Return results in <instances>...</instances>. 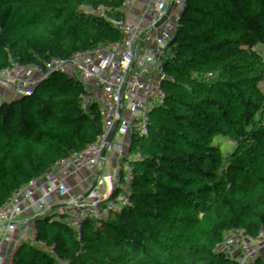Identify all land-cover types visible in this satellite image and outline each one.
Segmentation results:
<instances>
[{"label": "trees", "instance_id": "16d2710c", "mask_svg": "<svg viewBox=\"0 0 264 264\" xmlns=\"http://www.w3.org/2000/svg\"><path fill=\"white\" fill-rule=\"evenodd\" d=\"M191 1L0 0V197L76 171L64 151L129 55L148 45L147 14ZM220 39L229 51L142 121L103 264H264V180L255 177L264 166V4ZM56 138L61 148L45 143ZM208 176L227 184L236 210L224 227ZM38 225L21 206L0 212V264H56Z\"/></svg>", "mask_w": 264, "mask_h": 264}, {"label": "built area", "instance_id": "2783aa9c", "mask_svg": "<svg viewBox=\"0 0 264 264\" xmlns=\"http://www.w3.org/2000/svg\"><path fill=\"white\" fill-rule=\"evenodd\" d=\"M240 1L241 23L243 15L264 4V0ZM236 2L192 0L174 11L161 7L149 12L155 31L148 45L129 55L111 91L72 141L75 149L63 150L76 171L24 190L10 189L0 197V212L17 205L39 219L43 225L35 228L36 235L52 237L56 264H103L105 242L120 230L117 217L124 210L120 194L142 136V121L159 103L167 104L163 97L167 90L186 83L195 68L226 52L216 25ZM226 27L225 31L235 28L231 23ZM64 142L56 138L45 143L61 148Z\"/></svg>", "mask_w": 264, "mask_h": 264}, {"label": "rangeland", "instance_id": "374dc122", "mask_svg": "<svg viewBox=\"0 0 264 264\" xmlns=\"http://www.w3.org/2000/svg\"><path fill=\"white\" fill-rule=\"evenodd\" d=\"M239 1V2H238ZM240 0H237L236 3H231L230 5L233 7L231 10V14L229 15V17H226L224 15H226V13L221 14L219 21L217 22V28L219 30V34L222 35V33L225 31L226 24L227 23H231L233 24V26H239L243 23H247V18L248 16H244V21L241 23L239 21L240 19V12L238 13V11H240ZM230 5L228 6V9H230ZM227 11V10H226ZM229 11V10H228ZM149 14V13H148ZM147 14V15H148ZM240 22V23H239ZM209 46V43L206 44V47ZM226 51H229L230 47L226 46L225 47ZM194 71V70H193ZM255 177L258 183L262 182L264 180V166H260L259 168H257L255 170ZM205 181L210 184L212 187H214L215 190H217L220 195H221V203L219 206V212L216 214H213V218L216 221V223L221 226L224 227V220L225 217H234L236 216V210L232 207H230L229 204V195H228V186L226 183H224L223 181L217 180L215 179L213 176H208ZM239 241H242L239 239ZM242 243H244V245H246L247 247H249L251 249V251L255 254H259L256 251H254L251 246L247 243H245L244 241H242Z\"/></svg>", "mask_w": 264, "mask_h": 264}, {"label": "crops", "instance_id": "0c3cea01", "mask_svg": "<svg viewBox=\"0 0 264 264\" xmlns=\"http://www.w3.org/2000/svg\"><path fill=\"white\" fill-rule=\"evenodd\" d=\"M232 8H233V7L230 5V9H228V7H227V8L224 10L223 13H224V14L226 13V15H224L225 18H226V17H229V15L231 14V10H232ZM226 10H227V11H226ZM228 10H229V11H228Z\"/></svg>", "mask_w": 264, "mask_h": 264}, {"label": "water", "instance_id": "95a60500", "mask_svg": "<svg viewBox=\"0 0 264 264\" xmlns=\"http://www.w3.org/2000/svg\"><path fill=\"white\" fill-rule=\"evenodd\" d=\"M169 90H170V89H169ZM169 90H167V91H169ZM167 91H166V92H167ZM66 264H70V261H68Z\"/></svg>", "mask_w": 264, "mask_h": 264}]
</instances>
